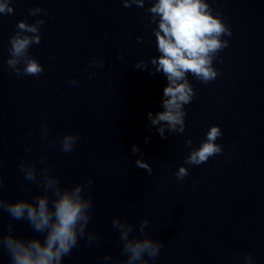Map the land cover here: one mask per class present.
Returning a JSON list of instances; mask_svg holds the SVG:
<instances>
[{
    "label": "water",
    "instance_id": "obj_1",
    "mask_svg": "<svg viewBox=\"0 0 264 264\" xmlns=\"http://www.w3.org/2000/svg\"><path fill=\"white\" fill-rule=\"evenodd\" d=\"M207 2L230 25L232 35L223 37L229 46L214 60L220 70L216 80L204 84L189 75L195 97L185 106V132L166 133L167 139L147 119L149 112L164 110L167 79L134 68L137 61L159 55L147 0L144 8L128 9L121 0H15L14 14L0 15L3 197L15 202L43 194L19 170L22 160L41 156L62 187L94 180L85 195L93 200L88 230L99 239L81 240L63 264H105L106 254L113 257L108 264L126 259L112 227L116 217L133 224L149 220L145 235L163 242L149 264H238L246 252L255 264H264V0ZM35 7L47 15L29 16ZM37 18L46 23L40 28L41 43L29 54L44 71L17 78L6 63L9 38L18 21ZM94 57L105 58L103 68L90 67ZM72 78L79 84H71ZM44 124L47 139L41 135ZM213 125L223 133L216 141L223 153L199 166L184 164ZM67 132L80 139L72 153L64 154L50 142ZM189 138L191 147L185 144ZM133 145L140 149L135 155ZM137 159L148 163L153 174L137 167ZM181 165L189 175L177 180ZM10 220L0 211L4 234ZM11 223L16 236L38 235L26 221ZM133 235L139 233L134 229ZM0 264H9L2 250Z\"/></svg>",
    "mask_w": 264,
    "mask_h": 264
},
{
    "label": "clouds",
    "instance_id": "obj_2",
    "mask_svg": "<svg viewBox=\"0 0 264 264\" xmlns=\"http://www.w3.org/2000/svg\"><path fill=\"white\" fill-rule=\"evenodd\" d=\"M15 0H0V15L14 14L12 4ZM150 4L146 12L150 14L149 22L156 25L152 29L155 36L158 56L150 60H139L134 64L138 70H149V75L162 73L167 79L163 89V111L153 115L147 114L150 126L155 127L162 139H167L166 133L182 134L185 132V106L194 97L195 90L189 80V75L196 81L208 84L216 80L220 70L214 67V60L218 54L229 46V41L223 37H230L232 30L225 23L221 13L214 10L207 0H147ZM124 8L133 5L144 8L146 0H121ZM29 16L47 15L44 9L35 7L29 9ZM46 21L37 18L33 23L27 20L17 22V31L9 38V57L6 61L9 69L17 78L23 76H39L44 68L39 61L30 56L29 49L41 43L40 28ZM142 43L143 38L137 37ZM117 59L123 60L122 54ZM104 57H94L90 67L103 68ZM149 65L151 68L149 69ZM95 74H89L91 80ZM70 83L78 85L79 81L72 78ZM42 139H47L49 129L47 124L42 126ZM223 133L218 125L209 127L206 138L198 148L191 149L184 164L199 166L210 158L223 153V145L216 143ZM80 135L67 132L58 141L50 143L57 145L61 153H72ZM145 144L149 138L145 137ZM191 138L185 141L189 147ZM30 150V149H27ZM132 153L140 152L138 146H132ZM142 155V154H141ZM227 159V157H225ZM47 157L41 156L37 161L22 160L19 170L24 180L34 183L42 189L43 194L35 195L32 200L18 199L15 202L5 199L2 195L3 178L0 176V211L6 212L11 220L26 221L32 231L38 235L25 238L13 234V224L7 225V234L0 231V250L6 252L9 264H63V259L79 246L81 240L88 244L99 239V234L89 231L93 200L85 192L94 183L92 177L86 184L77 183L71 187H62L58 176L51 173L47 166ZM135 165L153 174V168L142 159L134 161ZM41 167L37 168V165ZM189 175L188 168L181 165L175 173L177 180H183ZM21 191L27 192L23 185ZM51 194V201H50ZM149 225L147 218L133 224L127 219L116 217L112 220V227L119 234L122 243L121 256L126 259L119 264H149L155 260L163 247V242L145 235ZM134 229L139 235H133ZM43 236V239L40 236ZM113 257L106 254L105 264ZM238 264H255L251 253H244L238 258Z\"/></svg>",
    "mask_w": 264,
    "mask_h": 264
}]
</instances>
